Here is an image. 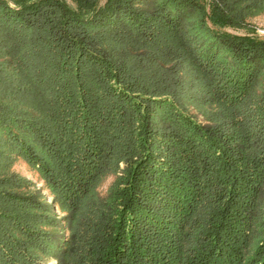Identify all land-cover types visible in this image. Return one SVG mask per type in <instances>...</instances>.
<instances>
[{
	"label": "trees",
	"instance_id": "16d2710c",
	"mask_svg": "<svg viewBox=\"0 0 264 264\" xmlns=\"http://www.w3.org/2000/svg\"><path fill=\"white\" fill-rule=\"evenodd\" d=\"M71 1L0 0V264H264V0Z\"/></svg>",
	"mask_w": 264,
	"mask_h": 264
},
{
	"label": "rangeland",
	"instance_id": "374dc122",
	"mask_svg": "<svg viewBox=\"0 0 264 264\" xmlns=\"http://www.w3.org/2000/svg\"><path fill=\"white\" fill-rule=\"evenodd\" d=\"M71 6L74 7V3L71 0H66ZM205 10L209 11V0H205ZM104 0H99V4H102ZM225 30L232 33H249L251 35H256L259 37H264V11L259 12L255 15L248 16L244 24L241 26H227ZM188 112L194 116L197 120L203 121L202 115L197 111V109L192 105H187ZM8 170L15 172L25 178H27L31 183V189L37 190L41 197L48 203H51L52 196L49 190L44 186V182L41 179L39 172L31 167L22 157H16L11 165L8 167ZM115 177L114 173H108L104 176L101 182L98 184L97 190L101 195H104L107 191L108 186L111 184ZM57 217L60 218L59 224L56 227H48L52 232H57L63 235L65 238L68 237L69 233L66 228L65 221L62 220L64 213L60 211L57 207L55 209ZM45 261L48 264H57V258L53 255L44 256Z\"/></svg>",
	"mask_w": 264,
	"mask_h": 264
}]
</instances>
